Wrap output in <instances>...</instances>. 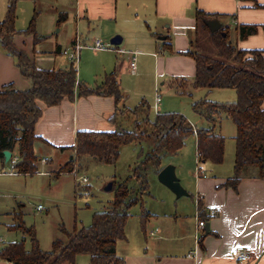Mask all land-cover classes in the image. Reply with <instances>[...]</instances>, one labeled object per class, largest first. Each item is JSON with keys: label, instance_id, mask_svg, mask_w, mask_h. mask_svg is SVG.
<instances>
[{"label": "crops", "instance_id": "obj_1", "mask_svg": "<svg viewBox=\"0 0 264 264\" xmlns=\"http://www.w3.org/2000/svg\"><path fill=\"white\" fill-rule=\"evenodd\" d=\"M39 1L43 6L50 4L52 12L57 15L56 26L69 22L70 17L74 19L76 28L75 32H71L69 44L70 48L76 43L83 47L79 51V59L83 49H90L94 36L101 34L113 38L117 34L121 35V43L118 46L110 44L114 47V53L126 57V61L133 57L132 54H136L134 56L137 60L135 69L132 71L129 68L130 61L127 64L129 75L135 78L142 73V70L149 69L153 77L150 89L154 94L156 90L161 93L162 89L169 91L173 87L183 86L184 82L193 81L196 66L193 58L186 55V52H194L192 49L197 43L200 33L205 32L197 24V12L211 17L209 20L217 19L222 27H226L224 22L235 27L240 25L258 26L256 35L250 36L244 41L237 38L236 46L241 50L264 51V34L261 29V26H264V7H259L264 6V0ZM60 16L63 17V20H60ZM90 28L95 35L90 31ZM77 29H80V32ZM89 34L93 35L90 36ZM41 38L35 45L45 40L44 36ZM14 43L18 48L25 51L28 58L39 69H67L71 64V61L63 54V51L68 50L67 47H64L62 43L58 44L57 40L54 42V50L51 51L35 48L33 36L28 45L22 39L17 40L15 37ZM88 43L89 46H87ZM119 46L121 47L119 48ZM55 54L63 55L66 61L64 63L57 62V58L54 57ZM121 60V65L118 66L121 67L124 64L126 66L123 58ZM111 68L105 67V72H109ZM114 68L113 71L104 73L103 78L112 72L116 73ZM116 76L123 94L121 106L127 107L126 104L132 91L124 87L121 73L119 77L116 73ZM77 81L80 82L78 77ZM8 85H13L14 89L21 91L27 90L31 86L29 80L21 76L15 60L7 55L0 46V90ZM133 92L135 102L144 101L145 96ZM210 93L206 92V94ZM153 103H155V99H153ZM37 105L42 111L41 117L34 127V135L37 139L33 144V150L38 159L37 168L39 172L35 174L37 176L54 175L51 172H56L66 164L58 165V168L53 169V171L46 169L53 165V158L59 154L64 155L67 152H72L71 156L74 155V151L70 148L74 146L78 131L113 132L115 130V126L109 122L115 113L112 97L96 95L77 97L75 93L72 101L64 99L54 107H47L42 102H37ZM261 109L264 111V102ZM167 110L163 105L158 107V111L162 114H168L169 111ZM60 148L69 149L60 150ZM15 155L16 152L11 153L8 160L11 163V172L7 175L10 179H25L28 176L18 175L12 170L10 160ZM195 157L196 164H200L196 140ZM41 160H45L46 163L42 164ZM8 162L4 160L1 163L0 161V172L4 171V165ZM207 163L210 162L201 163L205 167L204 171L199 168L197 169L199 173L194 172L193 175L195 177L193 189L195 194L201 196L200 204L206 214V226H208V233L206 234L205 227L204 234L200 239L198 259L188 257L195 247L196 214L190 217V215L179 213V215H175L173 220L161 224L159 226L161 229L155 227L154 231L149 232L148 236L155 238L153 240L147 241V238L128 240L125 236L123 240L118 241L115 246V253L122 260L121 264H264V179L258 177L256 168L248 167L243 170L242 179L238 183L236 191L224 188L222 185L233 175L234 162L231 168L225 170L224 168L221 169L224 159L221 165ZM167 164H162V168ZM175 166V173H177V165ZM64 175L66 174L61 175L57 180H53L57 182ZM177 176L180 179V184H182L184 182L183 175ZM185 180L188 184V179ZM3 182L0 180L1 190L4 187ZM18 183L20 182H14L15 185ZM48 188L51 186L48 185ZM188 195L191 197L189 193ZM22 208V205H18L15 210L5 213V215H9L7 217H10L12 221V224L5 225L8 231L20 233L11 230V226L14 225L13 217L20 212L25 226L33 227L26 225ZM210 210L216 211V215L212 218L208 216ZM61 228L63 227H59L60 231ZM145 234L143 230V235L145 236ZM11 242L4 245L6 246ZM119 242L123 244L119 246ZM237 246L251 247L253 258L249 262H235L231 258L230 252ZM0 264L10 263L0 259Z\"/></svg>", "mask_w": 264, "mask_h": 264}, {"label": "trees", "instance_id": "obj_2", "mask_svg": "<svg viewBox=\"0 0 264 264\" xmlns=\"http://www.w3.org/2000/svg\"><path fill=\"white\" fill-rule=\"evenodd\" d=\"M15 2L16 0H8L5 16L0 22V46L15 60L21 76L29 80L31 86L21 91L8 85L0 90L1 163L4 162L3 152H16V160L14 157L10 160L13 172L23 176L37 174L38 159L33 150L37 139L34 127L42 113L37 102L54 107L64 99L72 101L75 93L77 97H112L115 113L109 122L115 126V130L78 131L74 146L70 148L74 155L54 172V180L63 174H70L84 157L108 165L114 164L123 145L149 142L150 152L133 170L131 178L138 184V189L133 190L128 180L118 185L105 212L95 213L88 227L74 229L71 233L61 228L67 242L55 240L48 252L40 249L36 232L33 227L25 226L22 213L15 214L11 230L20 232L23 240L4 245L0 249V259L10 264H75L77 256L87 255L89 264H121L122 260L116 256L115 246L125 238L124 229L130 216V208L139 203L141 196L147 192V174L150 171L158 173L162 168L163 157L177 155L191 136L195 137L201 163L221 165L225 139L216 135L214 130L223 116L232 121L236 134L233 175L222 187L236 191L243 170L248 167L256 168L258 177L264 179V111L261 109L264 102V51L238 49L230 42L227 27L211 33L204 24L211 17L197 12V24L208 33L217 58L186 52V55L193 58L196 66L192 86L194 89H205L207 93L213 90H234L236 101L232 104L213 103L206 99L195 102L192 111L204 121V125L199 127H193L178 113L156 114L150 119V108L145 102H140L131 109L121 106L123 94L115 72L106 75L99 85L89 88L77 81V70L73 62L67 69L37 68L25 51L14 43V37L18 34L15 29ZM35 15L28 28L22 32L33 36L34 45L42 39L34 31ZM60 20H63L62 16ZM258 29L256 25H240L235 30L238 40L244 41L256 35ZM261 29L264 34V26ZM126 121H131L130 129L123 127ZM112 187L114 188V184ZM200 203L199 217L206 220ZM149 217V212L143 209L140 215L142 229ZM25 237L29 238V250L24 248Z\"/></svg>", "mask_w": 264, "mask_h": 264}, {"label": "rangeland", "instance_id": "obj_3", "mask_svg": "<svg viewBox=\"0 0 264 264\" xmlns=\"http://www.w3.org/2000/svg\"><path fill=\"white\" fill-rule=\"evenodd\" d=\"M7 3L8 0H0V21L5 16ZM15 13V29L18 32L15 35V39H22L27 45L30 43L32 35H26L22 32L28 28L33 16L36 14L34 31L38 37L44 36L45 40L35 45V48H42L44 51L54 50V42L57 40L58 44L62 43L68 50L71 49L69 44L72 36L71 32H75L76 28L72 17H70L69 22L56 26L57 15L52 12L50 4L43 6L39 0H16ZM224 26L229 29L230 42L236 45V27L226 22H224ZM58 29H60V32H58ZM78 31L80 32V29ZM90 31L93 33L91 28ZM93 34L89 35L91 36ZM115 36L122 37L118 34ZM93 38L101 39L106 51L95 52L89 48L81 51L80 59L75 64L78 80L88 87H95L103 80L104 73H109L116 67L114 69H116L118 77L121 73L124 87L132 91L126 104L127 107L131 109L138 105L139 102H135L134 100L135 94L133 91L138 92L139 95L145 96L143 102L150 106L149 117L153 119L156 112L153 103L155 94L150 89L153 83L152 72L149 69L142 70L141 74L132 78L128 71L127 64L129 60L126 61V57L116 55L114 53V47L110 45L112 36L98 34ZM197 40L192 51L217 58V53L211 44L208 34L205 32L200 33ZM87 46H89V43ZM54 57L57 58V62L59 63L66 61L63 55L59 56L55 54ZM122 58L126 66L124 64L119 67L118 65H121ZM105 67L112 68L109 72H105ZM160 89L162 88L160 87ZM160 99L161 104L159 103L158 107L163 105V107L168 109V113L178 112L193 127H199L204 125V121L192 111V105L195 102L206 99L213 103L232 104L236 101V94L233 90L212 91V93L206 94L205 89H194L190 81L184 82L183 86L173 87L169 91L162 89ZM160 114L162 113L160 112ZM123 127L130 129L131 121L124 122ZM214 132L216 135H220L225 139V156L221 169H229L234 162L235 126L230 119L223 116ZM149 152L150 143L143 142L140 144L131 143L120 147L119 158L111 165L100 163L90 157H84L73 168L76 175L66 174L57 182L53 180V175L51 174L49 176L33 175L25 179H10L7 173L11 172V163H6L3 168L4 171L0 172V180L4 181L3 190L0 189V240L3 243L0 244V249L7 242L23 240L20 233L10 232L5 227L6 224H12L11 218L7 217L9 215H5V213L15 210L18 205L23 206L24 221L26 225L33 226L42 251H50L51 244L54 240H60L66 243V237L59 230L60 226L69 233L74 229L88 227L95 213H102L108 209L109 203L114 198L115 189L126 180H128L133 190L138 189V184L131 178L133 170ZM71 155L72 152H67L64 155L59 154L55 156L53 158V165L46 169L56 170L58 168L57 166L66 163ZM38 157L41 156L38 155ZM164 163H168L167 165H172L174 168L177 165V173L175 174L176 176L183 175L184 182L181 185H183L182 187L191 197L184 196L176 198L167 187L159 182L157 178L158 173L150 171L146 177L147 192L141 196L139 203L129 210L130 216L124 229L125 236L128 240L137 238L142 240L147 238V241L153 240L155 238H150L148 236L149 232L154 231L155 227L160 228L159 226L165 224V222H169L168 220H173L176 214L179 215L181 213L183 215L184 213V215H190V217L196 214L193 198L195 195L193 189L195 177L193 175L197 169L200 168L201 171H204L205 167L201 163L196 164L195 137L191 136L186 140L185 146L179 154L163 157L162 164ZM51 173L53 174L54 172ZM80 177H85L88 182H79L78 179ZM185 179H188V184ZM17 181L20 183L15 185L14 182ZM109 184H114V188L112 187L110 190H106ZM48 185L51 188H48ZM143 209L153 215L148 218L144 229H142L140 220ZM143 230L147 237L143 235ZM24 240V248L29 250V238L25 237ZM121 244L123 243L119 242V246ZM88 263L89 257L87 255H79L76 257L75 264Z\"/></svg>", "mask_w": 264, "mask_h": 264}, {"label": "built area", "instance_id": "obj_4", "mask_svg": "<svg viewBox=\"0 0 264 264\" xmlns=\"http://www.w3.org/2000/svg\"><path fill=\"white\" fill-rule=\"evenodd\" d=\"M82 48H83L82 46H80L79 44L76 43L71 49L63 51V54L71 62H73L74 64H77V62L79 60V51ZM90 49L93 51H104V50H106L101 39H97V38H95L92 41V45L90 46ZM135 55L136 54H132L133 57H131L129 60L130 61L129 62V68L132 71L135 69V62H136L135 57H134ZM160 101H161L160 93L158 92V90H156L155 103H154V109H155L156 114H160V112L158 111V105H159ZM193 131H194V134H196V130L194 128H193ZM14 160H16V159L14 158ZM41 163L45 164L46 161L41 160ZM196 173L198 174L199 171L197 170ZM71 174L76 175V172L73 170L71 172ZM78 181L82 182V183L88 182V180L85 177H80L78 179ZM200 201H201V196L199 194H195L194 195V202H195L196 218H197V222H196V225L194 228L195 247H194V251L188 255V257H192L195 260L198 259L200 239H201V236L204 234V230H205V227L207 225V220H202L199 217L198 205H199ZM215 215H216L215 210H210L208 213V216L210 218L214 217ZM0 244H2V240H0ZM230 256L235 262H239V263L240 262H249L253 258V250L251 247H248V246H237L231 250Z\"/></svg>", "mask_w": 264, "mask_h": 264}, {"label": "water", "instance_id": "obj_5", "mask_svg": "<svg viewBox=\"0 0 264 264\" xmlns=\"http://www.w3.org/2000/svg\"><path fill=\"white\" fill-rule=\"evenodd\" d=\"M204 24L207 26L211 33L217 32L222 28V24L217 19L206 20ZM222 36H225V33H222ZM121 43V37L115 36L110 40V44L113 46H118ZM3 157L5 162L11 157V152L5 151L3 152ZM157 178L161 184L167 187L176 198L187 197L189 196L186 190L181 186L179 179L175 174V168L172 165H167L162 168L157 175ZM112 188V184H109L106 187V190H110ZM206 234L208 233V226H206L205 230Z\"/></svg>", "mask_w": 264, "mask_h": 264}]
</instances>
